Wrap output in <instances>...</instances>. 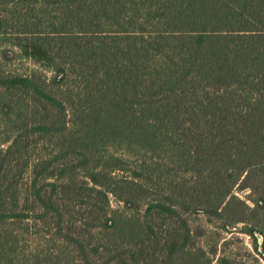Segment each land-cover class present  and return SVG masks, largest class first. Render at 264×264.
Segmentation results:
<instances>
[{"label": "trees", "instance_id": "16d2710c", "mask_svg": "<svg viewBox=\"0 0 264 264\" xmlns=\"http://www.w3.org/2000/svg\"><path fill=\"white\" fill-rule=\"evenodd\" d=\"M0 113V264H172L193 212L264 239V0H0Z\"/></svg>", "mask_w": 264, "mask_h": 264}, {"label": "rangeland", "instance_id": "374dc122", "mask_svg": "<svg viewBox=\"0 0 264 264\" xmlns=\"http://www.w3.org/2000/svg\"><path fill=\"white\" fill-rule=\"evenodd\" d=\"M13 69L25 73L27 70L36 68L31 62L19 60L12 66ZM26 107V106H25ZM23 115V114H20ZM12 114L10 117L0 113V142L6 139V130L11 128V120L20 118ZM28 121L33 120L32 111L26 113ZM7 145V144H5ZM55 152L49 138L39 141L34 144L30 151L32 157L35 156H52ZM248 193H238V196L244 200ZM111 209L127 208L123 203H120L115 197L110 195ZM124 207V208H123ZM241 206H235V210H240ZM143 212L146 207H141ZM243 211V207L241 208ZM131 212V211H128ZM227 213L226 217L210 218L202 212H193L185 214L190 237L188 238V247L184 252H180L172 264H264V239L257 233L258 249L255 248V238L249 237L247 227L249 223H236L233 214ZM42 225V224H41ZM172 226V225H171ZM170 223L167 222L164 230H171ZM43 228L35 229L34 226L30 229V233L24 227L17 228V238L21 240V246L26 252H34L41 249L46 240H49L50 235ZM262 245V248H261ZM20 258H23L21 255ZM167 258L161 255L160 259H150V264H164ZM167 264V263H166Z\"/></svg>", "mask_w": 264, "mask_h": 264}]
</instances>
